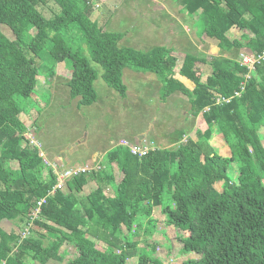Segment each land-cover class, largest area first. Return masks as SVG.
Wrapping results in <instances>:
<instances>
[{"label": "trees", "instance_id": "16d2710c", "mask_svg": "<svg viewBox=\"0 0 264 264\" xmlns=\"http://www.w3.org/2000/svg\"><path fill=\"white\" fill-rule=\"evenodd\" d=\"M43 1L0 0V224L7 219L30 225L24 238L0 226V264H168L149 240L159 227L156 207L177 230L182 252L195 255L183 264H264V146L258 138L264 129V59L246 80L248 68L230 56L216 57L206 72L205 58L186 54L180 75L194 85L189 89L175 77L178 58L171 49L119 46L122 33L104 30L105 21H87L89 0H53L59 11L50 18L36 10ZM172 1L196 20L200 36L217 41L220 54H264V0ZM233 29L241 35L232 39ZM93 62L122 96L124 68L154 73L163 84L162 100L177 91L189 98L199 128L194 138L144 156L114 146L98 170L80 172L53 192L57 176L26 135L23 100L33 97L39 77L48 82L60 66L72 74L71 97L93 103ZM215 135L226 156L212 146ZM91 182L99 186L83 196ZM69 246L76 255L70 256Z\"/></svg>", "mask_w": 264, "mask_h": 264}, {"label": "rangeland", "instance_id": "374dc122", "mask_svg": "<svg viewBox=\"0 0 264 264\" xmlns=\"http://www.w3.org/2000/svg\"><path fill=\"white\" fill-rule=\"evenodd\" d=\"M89 1L93 13L87 21H105L101 23L104 30L122 33L123 36L118 41L119 46L133 47L140 51L159 46L171 49L172 55L178 58L175 77L189 89H193L194 85L180 75L186 54L205 58L208 61L204 67L206 72L220 55L230 56L240 62L242 54H245L242 50L220 54L217 41L200 36L194 27V24L197 25L196 20L183 12L179 4L172 0ZM36 10L50 18L59 8L53 0H44ZM197 27L200 29L199 25ZM1 31L9 38H14L7 26H2ZM240 35L239 30L235 29L231 38ZM62 64L68 67L65 62ZM197 66L203 67L199 63ZM93 67L98 73L94 81L97 98L93 103L83 104L82 95L71 97L69 81L72 74L60 66L48 82L44 76L39 77V85L33 97L23 100V106L29 110L22 115V120L27 126L26 134L41 145L51 163L64 169L98 170L105 153L124 141L134 144L136 141L146 140L148 146L172 148L189 137L194 138L193 133L199 128V117L192 111L189 98L185 94L177 91L164 101L161 99L163 84L154 73L126 67L121 75V83L125 87V95L122 96L106 84L102 77V66L93 62ZM258 138L264 146V129L259 132ZM215 140L212 139L211 143L219 153L217 148L220 147V141ZM10 163L3 161L5 167H16V163ZM116 175L120 182L122 173L116 170ZM100 185L105 193L113 195L111 186L104 182ZM98 186L96 182H91L84 188L83 196ZM217 187L220 188V185ZM153 216L159 221L158 226H164L166 231L164 239L161 232L149 238L150 243L159 245L160 258L163 259L162 255H166L168 250L171 253L173 251L166 259L168 264H183L194 258L192 252H182L183 244L176 237L177 230L173 231V228L167 227L164 215L158 209H155ZM11 223L14 225L9 226H12L10 228L15 234L20 237L29 234L30 225L19 220ZM47 234L49 238L53 237L52 234ZM47 239H44L45 243ZM143 239L144 236L140 241ZM68 253L70 256L76 255L73 246L68 247ZM128 263L137 264V260H129ZM27 264L36 263L28 259Z\"/></svg>", "mask_w": 264, "mask_h": 264}, {"label": "built area", "instance_id": "2783aa9c", "mask_svg": "<svg viewBox=\"0 0 264 264\" xmlns=\"http://www.w3.org/2000/svg\"><path fill=\"white\" fill-rule=\"evenodd\" d=\"M263 59H264V54L259 55V56H255V55H251V54H242L239 63L241 66H245L249 70L248 73L245 75L246 80L250 78V74H251V72H253L255 70L256 64L260 63ZM222 101H226V100L223 99ZM227 101H229V100H227ZM219 102H221V101L218 100V103ZM29 140H30L31 144L34 145L38 149L39 156L43 159L44 163L48 167L52 168L54 171V174L57 176V183L53 189V192L57 189H62L65 182L68 181L72 176H74L80 172L90 171L86 168H77L76 170L64 169V167H60V165L58 166L57 164L51 163L47 159V157L45 156L44 151L41 149L42 148L41 145H39L37 142H35L34 138H32L30 135H29ZM145 141L146 140H141V142L136 141L134 144H130V143H128V141H124L120 145H124V146L128 147L134 155H138V156H144L150 150H154V149L158 148L157 146H148V142L147 141L145 142ZM99 168H100V166H99ZM44 202H45V200L42 199L39 202V207ZM38 212H39V208L36 210V213L34 215L35 217H37ZM26 236H27V234H24L22 238H24Z\"/></svg>", "mask_w": 264, "mask_h": 264}, {"label": "crops", "instance_id": "0c3cea01", "mask_svg": "<svg viewBox=\"0 0 264 264\" xmlns=\"http://www.w3.org/2000/svg\"><path fill=\"white\" fill-rule=\"evenodd\" d=\"M233 30H235V29H233ZM232 30V31H233ZM199 65H201V63H199ZM199 67V66H198ZM205 70V69H204ZM198 123H199V120H198ZM193 134H195V133H193ZM187 138V137H186ZM213 139H216L215 141L217 142V141H220L219 143H220V147L219 148H217L218 149V151H219V153L218 154H220V155H223V156H226L227 154H229V151H228V149L225 147V145L223 144V140H222V138H221V136H218V135H215L214 137H213ZM264 139V138H263ZM212 141V140H211ZM212 144V143H211ZM213 146V145H212ZM214 148H215V150H216V147L215 146H213ZM13 163H16V162H11L10 164L12 165ZM12 168H13V166H11ZM17 167H18V164L16 163V167H14L13 169L14 170H16L17 169ZM115 175H116V172H115ZM116 179H117V175H116ZM117 181H118V179H117ZM90 184V183H89ZM113 191V190H112ZM155 209H158V211L162 214V212H161V209L160 208H158V207H156ZM155 209H154V211H153V214H154V212H155ZM163 215V214H162ZM154 217V216H153ZM155 218V217H154ZM157 219V218H156ZM11 222H13V221H8L7 219H4V220H2L1 221V224H0V226L6 231V232H8V233H10V232H14V231H12V229L10 228V227H12V226H9V225H12L13 223H11ZM14 225V224H13ZM5 226V227H4ZM168 228L170 227V228H173V231H176V229L174 228V227H171V226H167ZM164 231L165 230V227L164 226H162V227H158V231H157V233H159V232H161V231ZM166 231H164V233H161V235H163L162 236V238L164 239L165 237H166ZM176 236H177V234H176ZM177 241V240H176ZM75 249V248H74ZM76 250V249H75ZM172 253H173V251H172ZM171 252H170V250H168L167 251V253H166V255H162V257H163V259H168V257H170V255L172 254ZM49 262H56V263H58L57 261H54V260H50ZM48 262V263H49ZM36 264H39V263H37V262H35ZM47 264V263H46Z\"/></svg>", "mask_w": 264, "mask_h": 264}]
</instances>
